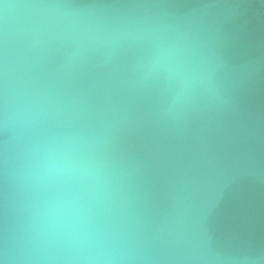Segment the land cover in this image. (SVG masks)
<instances>
[{
  "label": "water",
  "instance_id": "1",
  "mask_svg": "<svg viewBox=\"0 0 264 264\" xmlns=\"http://www.w3.org/2000/svg\"><path fill=\"white\" fill-rule=\"evenodd\" d=\"M0 264H264V0H0Z\"/></svg>",
  "mask_w": 264,
  "mask_h": 264
}]
</instances>
